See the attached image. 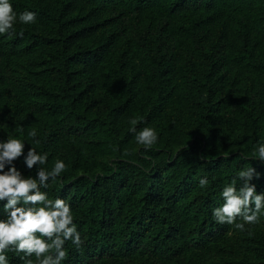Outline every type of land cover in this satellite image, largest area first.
Returning <instances> with one entry per match:
<instances>
[{
	"label": "trees",
	"instance_id": "16d2710c",
	"mask_svg": "<svg viewBox=\"0 0 264 264\" xmlns=\"http://www.w3.org/2000/svg\"><path fill=\"white\" fill-rule=\"evenodd\" d=\"M117 1L92 0L87 10L77 0H40V7L30 9L36 14L35 23L15 24L13 34L0 35V54L22 51L34 57L30 68L43 67L31 71V84H37V74L46 68L37 51L58 45L62 56L57 64L58 82L50 87L45 74L41 77L36 95L40 110L28 113L23 132H16L25 143L24 155L30 148L46 153L48 161L42 167L51 170L60 152L61 126L72 121L77 124L70 132H80V138L86 133L89 138L84 140L85 149L111 156L103 168L91 164L87 170L76 152L71 167L66 159L65 171L56 180L50 178L48 188L42 189L50 199H63L70 206L83 241L79 249L66 241L62 264H264V215L244 231L219 224L213 216V210L224 203L223 188L233 180L239 187L238 173L247 167L260 174L251 183L257 194L264 193V162L253 156L257 146L264 144L260 128L264 122V28L260 27L264 0H203L212 14L177 25L190 34L203 23L222 22L218 40L206 54L207 65L200 68L189 61L191 85L205 93L202 108L195 114L197 121L205 122L221 109L223 99L213 93L212 84L224 77L223 67L226 73L236 70L238 76H248L244 89L227 93L246 114L237 122L243 128L231 141L235 145L231 152L228 145L215 143L217 137L203 138L197 132L190 134V144H181L177 151L172 146L168 150L159 147L158 141L150 149L136 142L132 127L138 132L154 125V113L152 118L144 116L146 106L142 108L141 103L145 102L138 101L148 77L145 63L134 52L113 64L108 54L114 39L103 34L108 18L87 21ZM122 1L140 13L158 11L176 17L192 0ZM216 51L222 52L220 58H215ZM155 68L154 75L168 66L161 62ZM131 119H137L135 126L129 123ZM32 129L37 131L35 138L28 135ZM38 167L20 172L25 178H35ZM205 177L209 183L202 189L199 181ZM5 203L0 202V221L7 219ZM237 222L242 221L237 218ZM6 256L8 264H24L23 253L10 250ZM30 259L36 264L34 255Z\"/></svg>",
	"mask_w": 264,
	"mask_h": 264
},
{
	"label": "rangeland",
	"instance_id": "374dc122",
	"mask_svg": "<svg viewBox=\"0 0 264 264\" xmlns=\"http://www.w3.org/2000/svg\"><path fill=\"white\" fill-rule=\"evenodd\" d=\"M9 2L14 12L17 13L16 25L26 26L18 21L21 10L24 12L25 10L30 11L31 8L40 7V0H9ZM92 4H94L92 0H77V5L85 6L87 10H90ZM95 4L98 3L95 2ZM249 7L254 9L255 5L249 4ZM131 10L127 1L119 0L117 4L111 7L100 8V16H90L87 21L95 23L100 18H108L109 25L103 30V34L105 36L111 35L114 39V44L108 54L113 64L114 62L116 64L117 61L120 62V56L125 57L134 52L140 54L145 63L148 77L142 84V92L138 101L145 102L141 103L142 108L146 106V110L142 111L144 116L149 118L154 116V125L151 128L157 132L159 147L168 150L172 146L177 151L181 144L186 142L190 144L193 141L190 134L197 132L203 138L207 136L217 137L215 143L218 146L228 145L230 148L228 152H231L230 150L235 147L231 141L243 128L237 122L246 114L227 93L231 90L244 89L248 76L246 74L238 76L236 70L226 73V67H223L224 77L215 79L212 84L213 93L218 94L223 99L221 109L214 112L212 117H206L205 122H201L196 120L195 114L202 108L200 103L205 93L201 89H193L189 77L191 72L188 69L190 59L200 68L207 65L208 57L206 54L212 52V47L218 40L222 22L218 20L211 25L203 23L200 28L190 34L183 33L177 28L178 24L192 23L212 14L213 11L203 0H192L189 7L182 11V15L178 13L176 17L158 11L140 13ZM57 16H59V12ZM64 18L66 19V17ZM260 27L264 28V22L261 23ZM213 54L215 58H220L222 52L216 51ZM37 56L45 62L46 68L42 69L41 75L40 73L37 74L36 83L41 84L43 80L41 77L45 74V82L51 87L58 82L57 64L62 60L60 48L58 45H45L37 51ZM115 57L117 60L113 59ZM131 57L127 56V59ZM33 58L32 55L23 54L22 51L17 53L13 50H6L0 54V72L2 74V83L0 84V142H5L8 138L22 140L21 136L16 133L19 125H26L28 122L27 114L32 110H40L42 105L38 100L39 96H36L40 91L38 85L30 83V76L31 71L43 67L33 65L30 68L29 64H33ZM161 62L167 65L168 69L161 72L160 68L154 75L156 72L155 64H161ZM159 73L162 76H158ZM199 92L201 93L199 94ZM41 97L43 98L42 95ZM245 97L250 98L248 94ZM251 101H248L247 104H250ZM154 104L157 105V108ZM204 111L206 112V110ZM152 113H154L153 116ZM89 114L92 116L93 112L89 111ZM76 124V122L70 121L61 126L63 137L60 152L56 158L63 162L67 159L68 165L71 167L73 157L78 152L81 164L87 170L91 164L103 168L104 164L111 160V156L97 155L93 151L85 149L84 140L89 139L86 133L80 138L78 136L80 132H70ZM195 124L200 128H195ZM260 124L264 135V122ZM233 125H236L237 128ZM23 161L24 156L14 161L17 170H26L27 167ZM80 169L83 170L82 167ZM1 213L3 210L0 209Z\"/></svg>",
	"mask_w": 264,
	"mask_h": 264
},
{
	"label": "clouds",
	"instance_id": "9594fccd",
	"mask_svg": "<svg viewBox=\"0 0 264 264\" xmlns=\"http://www.w3.org/2000/svg\"><path fill=\"white\" fill-rule=\"evenodd\" d=\"M18 21L25 25L33 24L36 14L25 10L19 14ZM16 23L17 13L9 0H0V35L13 34ZM137 122V119L129 121L133 126ZM17 131L23 132V126ZM130 131L136 133V142L145 149L157 143L158 135L154 128L144 127L137 132L132 127ZM28 135L35 138L36 129H32ZM35 142L39 143L38 140ZM24 148L25 143L18 138L0 142V202L6 201L4 212L7 215L6 220L0 221V264H8L6 253L10 250L23 253L21 259L24 264H33L30 259L33 255L36 264H62L67 255L64 249L66 241H71L77 249L81 248L83 241L73 223L70 206L63 199H50L42 189L48 188L50 178H59L66 165L62 160H56L48 170L42 167L48 161L46 153L39 154L30 148L25 156ZM22 156L27 169L40 166L36 169L35 178H25L17 170L14 161ZM253 156L264 162V144L257 146ZM259 178L260 174L253 167H247L238 173L239 187L237 181L233 180L223 188L221 196L224 203L213 210L219 224L234 225L236 229L244 231L246 225L259 223L261 215H264V193L257 194L256 185L251 183ZM208 183L205 177L200 179L199 186L203 189ZM237 218L242 222H237Z\"/></svg>",
	"mask_w": 264,
	"mask_h": 264
}]
</instances>
